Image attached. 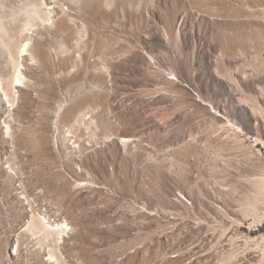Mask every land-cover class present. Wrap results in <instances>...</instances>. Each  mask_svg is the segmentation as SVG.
Instances as JSON below:
<instances>
[{"label": "rangeland", "instance_id": "374dc122", "mask_svg": "<svg viewBox=\"0 0 264 264\" xmlns=\"http://www.w3.org/2000/svg\"><path fill=\"white\" fill-rule=\"evenodd\" d=\"M0 28V264H264V0H0Z\"/></svg>", "mask_w": 264, "mask_h": 264}, {"label": "bare ground", "instance_id": "6f19581e", "mask_svg": "<svg viewBox=\"0 0 264 264\" xmlns=\"http://www.w3.org/2000/svg\"><path fill=\"white\" fill-rule=\"evenodd\" d=\"M47 23H50V17L48 16L46 19ZM2 29L0 28V31ZM28 47L29 44L25 43L24 45H21L18 47L17 52L14 53L16 54L15 58L11 59L10 64H12V75L10 80H8L7 85L5 88H3V95L7 101V103L12 106L15 100V89L17 87H20L23 85V74H22V69H23V57L27 56L28 54ZM45 228V227H44ZM47 231H54L53 229L50 228H45ZM65 227L62 226L61 232H64Z\"/></svg>", "mask_w": 264, "mask_h": 264}]
</instances>
